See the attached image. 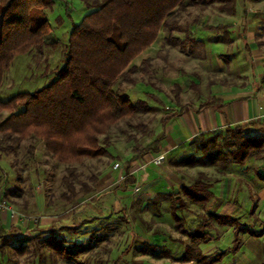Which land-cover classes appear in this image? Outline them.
I'll return each instance as SVG.
<instances>
[{"label":"rangeland","instance_id":"374dc122","mask_svg":"<svg viewBox=\"0 0 264 264\" xmlns=\"http://www.w3.org/2000/svg\"><path fill=\"white\" fill-rule=\"evenodd\" d=\"M54 2L55 6L52 11L47 12L53 31L45 37L46 47L34 49L29 54L15 58L11 68L4 75L0 87V101H7L20 92L39 90L54 80L58 70L63 67L65 47L69 40L70 31L74 24H78L90 12V9H87L82 0H54ZM244 10L246 16L243 15ZM230 11L233 14H230ZM172 20L179 23L175 30L169 24ZM233 21L238 26L244 24L246 27H251L249 30L252 31L251 41L255 42L260 53L264 52V0H236L234 4L231 0H184L180 3L179 9L168 16V22L160 30L155 43L133 61L132 65L138 68L137 72L133 74L136 83L131 84L125 77L120 80L121 94L128 95L136 101L134 103H139L138 112L133 118H129L112 130L113 143L112 147L108 149L110 151L109 156L102 159L86 158L80 164L68 166L57 162L46 153L43 141L28 139L12 146L10 144L0 145V197L5 192H9L8 198L5 200L18 214L26 218L42 214L44 208L39 209L36 204L33 206L32 203L33 199L39 195L42 196L44 192L50 193L46 196L45 201L46 204L48 203L46 206L48 212L57 213L58 217L67 215L71 211L75 213L74 206L60 198L67 191L63 184V176L67 174L69 167L75 168L81 174L80 179L85 182H88L92 175H98L97 177L100 178L99 176L109 169L113 172L116 163L120 164L119 168L126 169L125 162L135 154L136 148L141 149L159 137L164 123L162 121H164L167 112L166 107L170 105V102L181 101L182 99L191 102L197 98L209 99L212 96L211 93L216 91V87L228 80V77L235 78L236 72L231 70L233 56L231 54L225 55L227 49L219 51L221 42L215 43L213 41L220 35L224 40L228 39L230 37L229 32L201 30L205 25L226 24L231 26L230 23ZM197 39H203L208 45L203 47L197 42ZM145 61L150 62L149 67L144 63ZM242 64L238 63L236 66H240V69H236L238 74L245 73L247 69L251 68L246 63ZM219 65H223V70L218 68ZM189 80H196V84L188 86L185 91L187 93L183 98V85L179 83H187ZM176 85L181 86L180 94ZM178 96L179 98H177ZM10 114V111L0 112V122ZM262 133L264 134V131L259 130L254 135L260 137ZM9 147L10 150H8ZM6 148L8 149L4 150ZM258 157L254 153L247 162L249 167L247 174L250 176L246 181L251 186L250 195L253 197L255 193L252 184L264 183V181L259 180V174L264 178V160ZM231 167L232 165L225 176L212 166H199L184 170L186 183H191L197 179L200 173H204L206 177L212 180L219 179L214 184L216 187L213 191L217 190L219 194L226 196L223 200L225 202L223 209H220V201L203 207L199 204H193L185 198L180 188L178 193L183 200L187 201L188 205L187 210L183 213V217H186L183 228L177 226L171 215V205L176 194L167 202L168 204H161L158 213L147 203L148 210L143 212L144 202L135 197V200L132 201L131 196L126 197V193L123 198L119 197L117 195L119 190L113 188L111 200L108 202L110 205L108 214L113 217L114 221L101 224L99 226L101 227L99 228L100 231L96 232V235L106 233L111 235L110 231L108 232L109 228L119 227V225L122 230L110 236L109 244H102L91 253L84 254L82 260L90 256V264H196L194 261L183 262L179 260V255L183 251L180 241L192 245L190 237L193 229L206 221L207 228L205 231L216 239L200 246L204 255L210 257L216 255L218 251H228L233 248L235 231L242 229L240 234L241 249L228 252L222 261L216 264H248L246 262L248 259L253 261L255 254L252 245L254 242L249 241V237L253 236H249L247 229L254 230V223L255 227L259 229L257 221L254 222L252 210L250 211L243 204H241V208L235 211L236 214L233 213L235 193L228 189L230 184L233 185L237 182L240 184V180L243 182L245 179L240 178L241 174H239V176L234 175L233 178H229L230 180H227L226 185L219 183L223 181L224 177H230L228 174L232 172ZM252 170L259 174H255ZM142 191L143 195L150 193L148 189H142ZM263 195L264 193L261 194V196ZM162 199H160V203L163 202ZM261 199V203L264 204V198L261 197ZM241 203H243V197H241ZM161 213L163 214L162 218L158 217V214ZM213 213L227 214V216L238 219V223L234 227L220 226L216 224ZM74 220L76 219L71 217L66 223L72 227L75 225ZM137 232L149 233L151 236L160 233L159 238L162 236L167 241L171 239V243H168L167 246L172 249L170 251L178 252V255L168 260L167 258L172 257L170 252L165 248L160 250L157 248L156 252L160 254L158 257L141 256L139 249L143 247L144 242L139 241L141 237ZM38 235L44 239L43 237L48 234L41 232L23 234L19 230L8 232L6 236L7 247L0 249V264H73L56 257L47 248L39 245L36 239ZM57 235L61 237L60 234ZM1 241L0 235V245ZM72 243L76 242L68 241V244ZM148 247L144 246V252L149 251L151 253L153 247L151 245ZM127 249H129L128 253L126 252ZM156 252L154 255L157 254ZM123 253L125 254L123 259H116L123 256ZM255 263L264 264V260Z\"/></svg>","mask_w":264,"mask_h":264},{"label":"trees","instance_id":"16d2710c","mask_svg":"<svg viewBox=\"0 0 264 264\" xmlns=\"http://www.w3.org/2000/svg\"><path fill=\"white\" fill-rule=\"evenodd\" d=\"M82 1L90 12L78 24L73 25L65 47L64 65L58 70L54 80L34 92H20L7 101H0V112H11L0 122V145L12 146L28 139L43 141L46 153L68 166L80 164L86 158L102 159L110 154L108 149L113 143L112 130L138 112L139 103L136 104L130 96L121 94L120 80L125 77L131 84L136 83L133 74L138 68L132 65L133 61L155 43L160 30L168 22V16L179 9L184 0ZM231 1L234 4L236 0ZM54 6V0H0V87L5 73L17 56L46 47L45 37L53 31L47 12L52 11ZM230 14H233L232 11ZM169 24L173 30L179 26L173 20ZM226 28L212 25L202 27L204 30L225 33ZM144 63L147 67L150 66L149 61ZM176 86L180 94L181 86ZM220 101L219 98H213L201 106L211 107ZM251 126L260 127L255 122L252 125L228 128L225 132L196 136L182 153L170 158L169 165L176 170L212 166L225 176L231 165L246 166L254 153L264 160V136H251L248 133ZM163 139L164 135H159L143 148L135 149V154L126 162L127 174L121 189L127 191V188L136 183L135 177L130 173L131 163L147 154L159 155ZM97 176L92 175L85 182L80 179L81 174L75 168L69 167L67 174L63 176L67 191L60 196L61 200L72 204L79 195L92 194L97 189ZM259 180L264 181L260 174ZM218 181L219 179L212 180L200 173L191 183L185 181L182 191L185 198L193 204L207 207L215 196L213 189ZM141 192L143 191L138 190L135 198L145 203L143 212L148 210L147 203L158 213L160 199L166 195H143ZM8 195L9 192H5L1 196L6 199ZM187 207V201L176 193L171 205V215L179 228L185 225L183 213ZM255 209L256 205L251 212L258 221ZM212 215L216 224L223 227H234L238 223V219L232 216L217 213ZM205 224L206 221L193 229L190 237L192 245L180 241L183 251L179 260L216 264L228 252L241 249L242 229H237L233 248L218 251L210 257L204 255L200 246L216 239L205 231ZM100 225L90 232L87 240L74 244H68L65 236L60 237L57 235L59 232L54 229L44 239L40 235L36 239L39 245L64 261L90 264L91 257L82 260V256L102 245L110 235H96L100 231ZM115 229L116 227L109 228L108 232L112 234ZM70 230L73 231L74 228ZM247 230L249 236L263 235L262 232ZM7 233L0 227L1 250L7 247ZM152 247L153 250L157 248Z\"/></svg>","mask_w":264,"mask_h":264},{"label":"crops","instance_id":"0c3cea01","mask_svg":"<svg viewBox=\"0 0 264 264\" xmlns=\"http://www.w3.org/2000/svg\"><path fill=\"white\" fill-rule=\"evenodd\" d=\"M243 15H247L245 10ZM230 24L232 25H217L226 26L230 37L224 40L222 35H220L213 41H215V43L221 42L219 45V51L227 49L225 55L231 54L233 56V60H231L233 61L231 70L236 72L234 76L235 78L228 77L229 79L224 83L222 82L219 86H215L216 91L211 93L212 96L209 99L197 98V100L192 102L182 99L181 101L175 100V102H170V105L166 107V116L164 121H162L164 123L159 134L160 136L164 135L161 144V153L159 155H165V160L161 163H155V158L159 156L155 154H147L134 160L131 163L130 173L135 177L136 183L127 188V191L121 189L123 187V182L125 181V175L127 174V165L126 169H115L113 167V172L109 169L104 172L103 175L99 176L100 178L97 189L92 194L87 196L79 195L76 198L75 203H72L75 213H72L71 211L67 215H61V217H58L57 213L54 214L48 212L46 209V206H48V203L46 204L45 202L46 196L50 195V193L46 194L45 192L42 196L39 195L36 199H33V206L36 204L39 209L42 207L44 208L42 214L40 213L34 217L26 218L21 214L11 215L8 209L0 206V227L7 232L19 230V232H23V234H30L33 232L34 234L40 232L49 234L50 230L54 229L57 230L61 236H65L68 241L77 242L80 240H87L90 236V232L93 229H97L96 226L99 224L112 223L114 221L113 217L108 214L110 208L108 202L111 200V190H113V188L119 190L117 193L119 197L123 198L126 193V197L131 196L132 201L135 200L134 197L138 190L148 189L150 190V193L166 195L163 197V202L161 204H168L167 202L171 200L173 195L179 192L180 188L182 189V186L185 183L183 178L185 176V171L173 169L169 165V160L171 157L182 153L194 137L210 135L216 132H225L228 128L252 125L255 122L259 123L260 127L254 128L251 126L248 129V133L251 136L256 137L254 134L257 131H264V52L260 53L256 48L255 42L251 41L252 31H249L251 30V27H246L244 24L238 26L234 21ZM197 40L203 47L208 45L203 39ZM238 63H246L248 66H251V68L247 69L245 73L238 74V71L236 70L237 68L240 69V66L236 67ZM218 68L223 70V65H219ZM179 84L183 85L182 97L184 98L188 86L196 84V80H189L187 83L180 82ZM213 98H219L221 101L211 107L201 106L202 103ZM262 136H264L263 133ZM130 159L131 157H129L126 162ZM248 169L249 167L247 165L239 166L234 164L230 169L232 172H229L228 174L230 177H224L225 179L223 178V181L219 183L226 185L227 180H230L229 178H233L234 175L239 176V174H241L240 178L245 179L243 182L240 180V184L238 182L233 185L230 184L228 189L235 193L234 195L236 199L234 201L235 204L233 205V213L236 214L235 211L241 208V204L245 205L250 211L255 205L258 208L256 209L257 212L255 213V216L258 218L256 223L258 224L259 229L255 227V223L253 229L262 232L263 235L261 237H249V241L254 242L252 248H254L255 255L253 259L254 262L249 259L246 261L248 264H256V261L264 260V204L261 203V197L264 198V195L261 196V194L264 193V183L258 182L257 185L252 184L254 189L252 190L254 191L255 196H251V186L248 181H246L250 176V174L249 176L247 174L249 173ZM114 172L117 173L115 174ZM254 173L256 174V171H254ZM214 194L215 196L210 205L220 201V209H223L225 205L223 200H225L226 195L219 194L217 190L214 191ZM241 197H243V203H241ZM186 214L187 213H185V216H187ZM162 215V213L158 214V217L162 218ZM71 217L72 219H76L73 221L75 225L72 227L66 223ZM158 217H156V219H159ZM156 219L154 218V220ZM253 219L255 222V218ZM38 224L39 226H37ZM261 227L263 228L262 230ZM72 228H74L73 231L70 230ZM120 230H122L121 226H116L115 231L109 235V238L115 232ZM137 233L140 234L141 237L139 241L144 242L143 247L139 249L141 256L158 257L160 254L156 252L157 248L158 250L165 248V250L167 249L170 252V256L172 257L167 258L168 260L178 255V252L175 250L170 251L172 249L167 246L168 243H171V239L167 241L163 239L164 237L162 236L159 238L161 235L160 233L159 235L155 233L152 236L149 233ZM109 238H107L103 244H109ZM150 245L157 247L155 248L156 250L154 251L151 249V253H149V251L144 252V246L149 248L148 246ZM154 252L157 254L154 255ZM130 254H128V256H130ZM123 255L125 257V254ZM242 256H244L243 253ZM118 258L120 257H117L116 259Z\"/></svg>","mask_w":264,"mask_h":264},{"label":"built area","instance_id":"2783aa9c","mask_svg":"<svg viewBox=\"0 0 264 264\" xmlns=\"http://www.w3.org/2000/svg\"><path fill=\"white\" fill-rule=\"evenodd\" d=\"M165 155H159L155 158L154 162L155 163H161L163 160H165ZM120 167V164L119 163H116L114 165V168L115 169H118ZM0 206L3 207V208H6L10 211L11 215H18V213L16 212V210L11 207L7 201L5 199H2V197H0Z\"/></svg>","mask_w":264,"mask_h":264}]
</instances>
